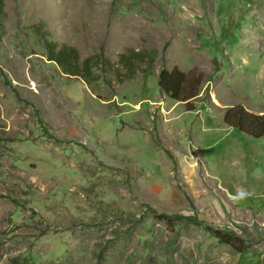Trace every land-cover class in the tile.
I'll return each instance as SVG.
<instances>
[{"label":"rangeland","instance_id":"rangeland-1","mask_svg":"<svg viewBox=\"0 0 264 264\" xmlns=\"http://www.w3.org/2000/svg\"><path fill=\"white\" fill-rule=\"evenodd\" d=\"M263 67L264 0H0V264H264Z\"/></svg>","mask_w":264,"mask_h":264},{"label":"trees","instance_id":"trees-1","mask_svg":"<svg viewBox=\"0 0 264 264\" xmlns=\"http://www.w3.org/2000/svg\"><path fill=\"white\" fill-rule=\"evenodd\" d=\"M53 49L48 52V60L53 61L56 64L62 66L64 62L68 64V67L71 69L74 68L77 64V56L74 50H68L66 47H60L56 50V45H52ZM70 53V54H67ZM91 61V58H86L82 66L85 68V70L88 71L89 63ZM72 72V71H71ZM175 71L166 72L162 70L159 74L160 82L162 83V86L169 94L176 93L177 90L180 88L181 82L179 83L176 79ZM197 94H192L190 98L195 97ZM175 99V97H172ZM186 99V100H188ZM185 101V100H184ZM235 108H229L227 109L225 115L223 116V123L226 126L233 127L235 129L240 130L247 136L251 138H261L264 136V114L263 115H256L252 113L244 112L242 108L235 109ZM234 110V112H233ZM160 217H162L163 221H170V216L163 214ZM173 218V217H172ZM180 219L193 221L195 223H200L196 221L195 217L193 216H180L178 217ZM165 219V220H164ZM169 219V220H168ZM202 225L205 226V230L208 233H211L214 238H216L218 241L224 244H229L226 242V239H231L234 241H237L238 238L236 235L232 232H220L216 230H212L209 227L205 225V223L202 222ZM242 252H240L241 254Z\"/></svg>","mask_w":264,"mask_h":264},{"label":"crops","instance_id":"crops-1","mask_svg":"<svg viewBox=\"0 0 264 264\" xmlns=\"http://www.w3.org/2000/svg\"><path fill=\"white\" fill-rule=\"evenodd\" d=\"M248 52H249V49H245V48H243V49H241V51H239V50H235L233 53H232V55L233 56H236V57H238L239 59H240V61L242 62L243 60H242V58H241V56H245L246 54H248ZM239 67V66H238ZM249 70H250V67L249 68H247L246 66H244V68L242 69V70H239V75L241 76V78H246V79H251V78H253V75L249 72ZM264 70V67H263V69L261 70V71H263ZM263 73V72H262ZM254 97H256V98H261L262 99V96L261 95H257V94H255V96ZM229 105H227V107H228ZM260 107L262 108V109H264V101H262L261 103H260ZM221 111H223V110H221ZM222 122H223V118H222ZM226 127V126H225ZM235 192H239V190H235Z\"/></svg>","mask_w":264,"mask_h":264},{"label":"bare ground","instance_id":"bare-ground-1","mask_svg":"<svg viewBox=\"0 0 264 264\" xmlns=\"http://www.w3.org/2000/svg\"><path fill=\"white\" fill-rule=\"evenodd\" d=\"M73 14H74V13H73ZM73 14H71V16H72ZM71 19H72V17L68 20V23H70Z\"/></svg>","mask_w":264,"mask_h":264},{"label":"clouds","instance_id":"clouds-1","mask_svg":"<svg viewBox=\"0 0 264 264\" xmlns=\"http://www.w3.org/2000/svg\"><path fill=\"white\" fill-rule=\"evenodd\" d=\"M241 195H243V193H241Z\"/></svg>","mask_w":264,"mask_h":264}]
</instances>
